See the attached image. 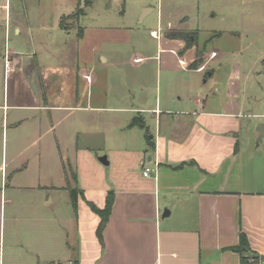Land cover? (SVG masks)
<instances>
[{
  "label": "crops",
  "instance_id": "crops-1",
  "mask_svg": "<svg viewBox=\"0 0 264 264\" xmlns=\"http://www.w3.org/2000/svg\"><path fill=\"white\" fill-rule=\"evenodd\" d=\"M158 26L145 54L122 49L124 30L96 27L81 29L72 58L48 46L41 53L33 38L30 52L17 51L20 41L7 47L14 86L0 91V264H240L231 249L240 231L264 264V55L243 64L204 45L195 68L198 44L184 49L166 36L183 28ZM9 27L24 30L17 19ZM212 61L225 81L191 99V75ZM117 63L134 70H97ZM135 116L144 127L131 125ZM100 142L107 146L97 153ZM109 190L99 239L88 202L102 208Z\"/></svg>",
  "mask_w": 264,
  "mask_h": 264
},
{
  "label": "rangeland",
  "instance_id": "rangeland-1",
  "mask_svg": "<svg viewBox=\"0 0 264 264\" xmlns=\"http://www.w3.org/2000/svg\"><path fill=\"white\" fill-rule=\"evenodd\" d=\"M75 5V0H0L1 92L7 95L14 86L11 60H8L7 54L4 56L7 47L12 48L14 41H20L17 51L21 53L31 51L29 41L33 38L38 41L36 49L39 48L41 53L42 46H48L49 50H63L65 56L72 58L73 44L79 30L84 28L124 30L129 34L130 43L122 49L128 53L135 51L145 54L148 53L149 47L154 50L157 45V39L150 38L149 30L157 28L159 20L163 28L170 23L187 32H195L198 56H202L204 45L206 49L214 47L224 50L226 59L241 61L243 64L249 61L252 63L261 53L264 55V0H88L82 13L76 18L67 19V28H61V16L74 11ZM15 19L21 22L24 29L19 36L9 27ZM239 34L241 40L233 36ZM226 59L221 66L227 65L224 64ZM262 59L259 67L264 70V56ZM66 60L68 61V58ZM219 66L220 64L212 61L203 72L191 75V99L210 92L217 94L215 87L221 85L226 77L225 69L218 70ZM97 70H107L113 76L118 72L133 71L134 67L117 63L112 67L106 66ZM211 70H214V75L206 77ZM194 75L196 77H193ZM263 98L264 95H261V99ZM143 116L148 124V115ZM98 146L97 153H101L107 145L100 142ZM25 147H28L27 152L31 151L32 154L47 151V145L43 143L32 144V147L22 143L19 149ZM9 150L8 142V155ZM24 153L25 151L23 157L26 154ZM66 196L68 198V193Z\"/></svg>",
  "mask_w": 264,
  "mask_h": 264
},
{
  "label": "trees",
  "instance_id": "trees-1",
  "mask_svg": "<svg viewBox=\"0 0 264 264\" xmlns=\"http://www.w3.org/2000/svg\"><path fill=\"white\" fill-rule=\"evenodd\" d=\"M82 9H78L73 14L61 16V18L59 20L60 27L63 29H66L67 28V19L76 18L80 13H82ZM81 32H82V30L80 29L78 36L81 35ZM166 36L169 38H178V39L184 40L185 41L184 49H187V48L191 47L192 45H195L196 41H197L196 40L197 36H196L195 32L190 33V32H187L185 30H182V29H171L168 32H166ZM197 56H198V54H197ZM201 62H202V57L198 56L194 60L192 66L196 68V66L198 64H200ZM131 125H137L140 127H144L143 119L139 116H135L131 120ZM145 139H146L147 143L149 145H151V139H150L147 132L145 134ZM77 194H78L77 189L72 188L69 190L71 203H72V206H73L75 211H76V207H77ZM112 203H113V195H112L111 190H109L107 192V195L105 197V204L102 208H98L92 202H88V205L91 208V210L94 211L95 213H97L100 217V221H99V224H98L97 230H96V233H97V236L99 239H101L102 230H103V228H104V226L108 220V216H109L110 211H111ZM231 249L240 253V264H257L256 256H254L252 253L249 252L248 241H247V237L244 234V232L240 231L238 244L235 246H232ZM250 258H252L251 261H249Z\"/></svg>",
  "mask_w": 264,
  "mask_h": 264
},
{
  "label": "built area",
  "instance_id": "built-area-1",
  "mask_svg": "<svg viewBox=\"0 0 264 264\" xmlns=\"http://www.w3.org/2000/svg\"><path fill=\"white\" fill-rule=\"evenodd\" d=\"M151 35H152L153 37L159 39V38L162 36L161 27L158 26L157 29L152 30V31H151ZM214 55H215V52L212 53V56H214ZM180 63H181V65H183L184 67L187 65L186 62H185L184 60H182V59L180 60ZM198 69H199V70H202V69H203V66H200ZM151 173H152V168H151V167H149V166H145V167H143V169H142V174H143V176L148 177V176L151 175ZM68 264H73V263H68Z\"/></svg>",
  "mask_w": 264,
  "mask_h": 264
},
{
  "label": "water",
  "instance_id": "water-1",
  "mask_svg": "<svg viewBox=\"0 0 264 264\" xmlns=\"http://www.w3.org/2000/svg\"><path fill=\"white\" fill-rule=\"evenodd\" d=\"M86 1L87 0H80L79 9H82L85 6ZM207 75H210V72H208ZM258 131H259L258 140H261L262 138H264V126H260L258 128ZM102 159L103 158H101V161H103Z\"/></svg>",
  "mask_w": 264,
  "mask_h": 264
}]
</instances>
